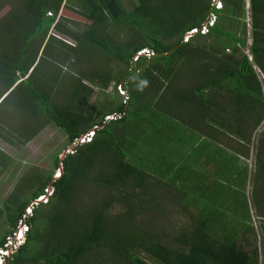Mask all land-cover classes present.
<instances>
[{"label":"trees","instance_id":"16d2710c","mask_svg":"<svg viewBox=\"0 0 264 264\" xmlns=\"http://www.w3.org/2000/svg\"><path fill=\"white\" fill-rule=\"evenodd\" d=\"M210 1L181 24L154 0H0V141L20 149L50 124L67 143L1 202L0 248L17 222L27 228L5 264L258 263L249 206L264 254V197L248 202L245 159L264 120L252 67L264 78V0H247L250 60L244 0ZM209 15L207 33L183 41ZM256 146L252 184L264 190V130ZM12 166L0 149V182Z\"/></svg>","mask_w":264,"mask_h":264},{"label":"rangeland","instance_id":"374dc122","mask_svg":"<svg viewBox=\"0 0 264 264\" xmlns=\"http://www.w3.org/2000/svg\"><path fill=\"white\" fill-rule=\"evenodd\" d=\"M122 6L127 10L128 9V3L129 0H121ZM156 4L154 11H160L161 17H164L168 20L176 19L178 23H186L189 18L190 14L197 11V6L195 0H154ZM5 12V10H4ZM7 12V11H6ZM67 18H70L73 21H81L79 18L73 17L69 15L68 13H63ZM153 18V15L152 17ZM244 27H245V39H246V47L241 48L239 50L240 53L244 54L248 59L250 60V56L248 53L247 47L250 44V34H249V17H248V9H247V0H244ZM164 22L163 19H160V25ZM239 22V21H236ZM215 24V22H214ZM157 25L156 21L154 19L150 20V28ZM75 26V25H72ZM79 26V25H77ZM168 25L165 27L167 28ZM53 34V31L49 30L48 35ZM241 36V35H239ZM59 39H61L63 42H65L68 45H73L72 41H70L67 38L56 36ZM216 39L211 40L212 46H217ZM112 66V65H110ZM253 71L255 73L256 79L260 84L262 96L264 97V78L262 74L253 66ZM68 70V72H71L72 68H68V66L64 69V73ZM111 94V88L109 87L105 93H99L96 92V90H93L92 95L90 96V99L88 100V107L94 103V102H100L104 101L107 97H110ZM87 107V108H88ZM264 130V120L259 124L258 128L255 130L250 144H249V151L248 156L246 157V165H247V174H248V180L245 187V193L248 202H251L252 196H254V193L260 202L261 199L264 197V190L253 186L252 184V178L255 175V163H254V156H255V150L257 149L256 146V139L257 134L262 133ZM167 131V130H164ZM148 136L147 142L151 146L154 145V143L158 142L154 137L153 133H147ZM66 137L65 135L56 127L48 124L45 128H43L31 141H29L24 147L20 149H12L8 147L7 145L3 144L0 141V149L3 150L9 157L13 160V166L9 169V172L13 173L9 175L8 173L5 174L0 182V204L9 193H11L14 188L17 185V182L21 176L24 174L30 172V171H36L39 173H42L46 175L52 170L53 167V155L57 154L59 158L61 159L63 156V152H61L64 147H66ZM61 152V153H60ZM55 173V170L53 174ZM55 175V174H54ZM256 188V189H255ZM255 191V192H254ZM263 208V207H262ZM250 211V224L253 228V231L255 233L256 239L254 245L257 248V264H264V254L261 252L262 244L260 243V229L258 227L259 220L255 217V213L252 209V206H249ZM6 228V225H4L3 219L0 218V233L3 232V230ZM23 229H19L16 231V235L12 237V240L10 241V247L11 242L15 240H19L21 238ZM253 243V241L251 242ZM261 244V247H260Z\"/></svg>","mask_w":264,"mask_h":264},{"label":"built area","instance_id":"2783aa9c","mask_svg":"<svg viewBox=\"0 0 264 264\" xmlns=\"http://www.w3.org/2000/svg\"><path fill=\"white\" fill-rule=\"evenodd\" d=\"M210 5L216 11L221 9L220 0H211ZM214 22H215V16L209 15L207 17V19L202 23V25L200 26L199 29H191L190 31H188L184 35L183 41H185L187 39V37H189L190 35L196 34L197 32L200 35H205L207 33L208 28L214 25ZM140 55H149V52L145 49L140 50L136 54V56L133 58V60H135V58L137 56H140ZM117 89H118L119 95H121V96L124 95V93H123V91H121V89H119V88H117ZM114 117H115L114 115L107 116V117H105L104 121L112 120V119H114ZM93 131L94 130H91L88 133L81 135L78 139H76L75 141L72 142L70 148L74 147L76 145H80V144L88 142L92 137ZM70 150L71 149L66 150L65 153L70 151ZM58 175H59V172L56 171L55 176L57 177ZM44 193H45V195L39 197L31 205H35L37 202H45L46 198L51 194V192L49 189H46V190H44ZM29 213H30V207H27L25 209L24 216H28ZM19 229H23L21 238H19L18 241L14 239V241L11 242L12 246L10 247V241L12 240V237L16 235V231ZM26 230H27V228L23 225V222L21 220L19 222H17L15 232L8 237L7 241L5 242V245L3 246L4 248H0V264H5V261L7 260V258H10V255L13 253V251L23 243V234H24V232H26Z\"/></svg>","mask_w":264,"mask_h":264}]
</instances>
